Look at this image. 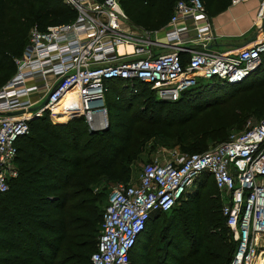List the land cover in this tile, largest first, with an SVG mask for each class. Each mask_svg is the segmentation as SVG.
<instances>
[{"label":"built area","instance_id":"2783aa9c","mask_svg":"<svg viewBox=\"0 0 264 264\" xmlns=\"http://www.w3.org/2000/svg\"><path fill=\"white\" fill-rule=\"evenodd\" d=\"M257 1L261 24L255 39L216 52L209 47L216 36L202 0L178 1L167 25L144 37L131 32L120 0H64L76 19L45 31L34 26L25 51L14 59V75L0 88V194L18 177L15 144L30 133L28 122L46 112L56 122L62 100L66 107L58 115L67 110L65 122L83 117L93 133L108 122V81L144 83L166 102L178 101L204 80L245 81L264 56V0ZM129 45L132 51H119ZM203 173L215 181L236 242L230 264H264V117L214 150L175 154L146 165L137 185H119L108 197L91 263L131 264L130 253L151 216L170 212Z\"/></svg>","mask_w":264,"mask_h":264},{"label":"trees","instance_id":"16d2710c","mask_svg":"<svg viewBox=\"0 0 264 264\" xmlns=\"http://www.w3.org/2000/svg\"><path fill=\"white\" fill-rule=\"evenodd\" d=\"M127 1L147 6L148 21L144 24L161 29L181 0H121V6L126 7ZM202 1L207 14L215 16L232 0ZM125 10L130 13L128 8ZM75 19L76 12L64 0H0V88L14 75V59L25 51L34 26L45 31ZM257 70H264V56ZM244 83L212 89L199 83L178 101L166 102L158 100L144 83L124 87L125 81L111 80L106 83L108 130L89 132L83 117L55 124L48 112L29 121L30 133L15 144L18 177L9 181L7 193L0 194V264H92L90 258L97 248L103 214L89 206L91 188L100 174L128 180V164L137 158L126 151L131 147L124 145L131 143L130 126L126 127L122 121L126 119L121 116H128L134 103L142 99L145 107L141 115L131 117L129 123L148 122L149 116L152 123L170 128L205 110L227 105L234 113L238 107L242 111L241 115L235 113L237 121H233V127L240 128L245 115L258 111L264 117V92L250 100L242 95L259 82ZM239 93L241 97L235 99ZM249 101L248 108H241ZM66 111L58 115L57 110L53 119L66 121ZM114 118H122L119 127ZM121 128H127L124 134L118 133ZM180 148L188 155L207 151L200 140L183 142ZM192 188L193 193L187 192L170 212L155 213L150 218L130 253L131 264L231 263L236 246L224 243L212 230L222 225L220 230L229 231L221 211L223 204L218 198L200 199L209 192L218 193L212 175L203 173Z\"/></svg>","mask_w":264,"mask_h":264},{"label":"rangeland","instance_id":"374dc122","mask_svg":"<svg viewBox=\"0 0 264 264\" xmlns=\"http://www.w3.org/2000/svg\"><path fill=\"white\" fill-rule=\"evenodd\" d=\"M253 1L254 0H248L242 2L241 5L238 7V9H240L242 12H246L251 8L256 7L257 4L255 1L254 2ZM126 4H127L126 7L125 5H122L121 7L128 18L127 23L130 26L131 32L133 34L144 37L147 34V32L148 33L155 32L160 29V28L152 29L151 27H147L144 24V22L148 21L146 16L148 12L147 6H143L140 3H134L130 1H127ZM124 7L128 8L130 13H128ZM253 35L254 32L250 34L248 38L253 37ZM214 50L216 52L224 51L222 50V48H218L217 46L214 47ZM252 82H256V83L259 82V83L256 86H254L253 89L245 90V92L242 95L246 97V100H250V98L254 95H259L260 91L264 92V89L260 87V85L262 86V84L264 83V70H257L256 72H254L251 76H249L245 80L244 84L248 83L247 85H249ZM200 84L203 86H207L210 89L216 86L223 87L224 85H227V84H222L221 82L218 83L215 80H211V81L204 80ZM128 85L129 84H125L124 87ZM129 87L132 86L129 85ZM225 87L229 88V86H225ZM238 95H240V93L234 96V98L241 97ZM108 97L111 101L113 100L112 99L113 96L111 95V93L108 94ZM249 103L251 102L250 101L244 102L241 105V108H248L250 106ZM142 105H143L142 99H140L139 102L134 103V106L132 107L131 111L128 113V116H121L124 119H126V120H122L123 122L126 123L125 124L126 127L130 126L129 134L131 137V143L124 145L131 147H128L126 151L129 154L137 155V158L134 161L129 162L128 164L130 169V175L128 177V180L112 179L110 177H104V176L101 177L100 174L97 177V184H95L91 188L92 204H89V206L93 209H97V212L101 216L106 208L109 195L119 185H128V184L137 185L142 175L143 169L146 165L154 163L156 161L160 163L167 162L171 160L175 154L185 155L186 153H184L180 148L183 142L200 140L206 144L207 151L214 150L219 145L228 142L233 136H237L246 132L248 129L251 128L252 125L256 124L261 118H263V116H261L258 111L255 113H250L248 115H245L244 117L245 122L243 126H241L240 128H235L233 127L234 126L233 121H237L235 113L237 115H241L242 111H240L238 107L234 113V109L229 110L230 108H228L227 105H224L210 110H205L204 112L198 113L195 116H193V118H191L186 123L182 125L171 126L170 128L162 127L164 126V124L152 123L151 118L149 116H147L148 122L142 121L140 124L131 125L129 123L130 118L131 117L137 118L138 116L141 115L142 109H144L145 107ZM61 106L66 107V101H63L59 107ZM62 107L58 108L57 110L60 111V109H63ZM107 118H108L107 125L102 130H99L97 132L108 130L109 115L107 116ZM114 119H116L114 121L115 125L119 127V120L122 118L119 119L114 118ZM125 130H127V128H121L120 130L117 129L119 134L120 133L124 134ZM193 191L194 189L191 188L188 190V193L189 194L193 193ZM208 198L210 199L218 198L219 202L223 204V200L219 192L218 193L216 191L209 192V194H207L206 197L203 195L200 199L203 202ZM154 215L155 214H153V216ZM161 222H162V218H161ZM220 226L222 227V225ZM99 227L102 231V221ZM221 227L216 229L212 228L213 233L218 235L223 240L224 243L232 244L235 247L236 242L232 234H230L228 230L226 232L220 230ZM158 245H160V243H158ZM133 260H135V258H133Z\"/></svg>","mask_w":264,"mask_h":264},{"label":"crops","instance_id":"0c3cea01","mask_svg":"<svg viewBox=\"0 0 264 264\" xmlns=\"http://www.w3.org/2000/svg\"><path fill=\"white\" fill-rule=\"evenodd\" d=\"M254 1L257 6L246 12H242L238 9L242 2L233 4L231 1V5L225 11L215 16H209L216 36L215 41L209 45L212 50H214L216 46L222 48L224 51L237 49L247 45L255 39L256 31L261 24L259 18L261 4L257 0ZM253 32V37L248 38ZM125 48L127 49L128 47ZM53 123L64 124L66 122ZM15 168L17 169L16 165Z\"/></svg>","mask_w":264,"mask_h":264},{"label":"bare ground","instance_id":"6f19581e","mask_svg":"<svg viewBox=\"0 0 264 264\" xmlns=\"http://www.w3.org/2000/svg\"><path fill=\"white\" fill-rule=\"evenodd\" d=\"M125 47H128L127 49L125 48ZM125 50H128V51H132L133 49H132V47L129 45V46H121L120 48H119V51L120 52H123V51H125ZM63 101H65V100H62L61 101V103L63 102ZM60 103V104H61ZM59 104V105H60ZM56 112V111H55ZM55 112H54V114H55ZM54 116V115H53ZM253 264H260L259 262H254Z\"/></svg>","mask_w":264,"mask_h":264},{"label":"water","instance_id":"95a60500","mask_svg":"<svg viewBox=\"0 0 264 264\" xmlns=\"http://www.w3.org/2000/svg\"><path fill=\"white\" fill-rule=\"evenodd\" d=\"M20 114H23V111L21 112H17V113H14V115H20ZM94 133V132H93Z\"/></svg>","mask_w":264,"mask_h":264}]
</instances>
